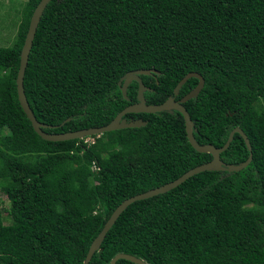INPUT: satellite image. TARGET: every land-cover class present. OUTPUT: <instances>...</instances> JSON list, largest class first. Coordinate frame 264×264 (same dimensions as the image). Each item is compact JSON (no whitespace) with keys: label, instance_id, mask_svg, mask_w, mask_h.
Wrapping results in <instances>:
<instances>
[{"label":"trees","instance_id":"16d2710c","mask_svg":"<svg viewBox=\"0 0 264 264\" xmlns=\"http://www.w3.org/2000/svg\"><path fill=\"white\" fill-rule=\"evenodd\" d=\"M40 0H27L10 47H0V264H82L89 246L124 200L209 162L189 144L176 111L127 114L147 124L63 142L43 140L16 91L20 52ZM141 76L148 105L204 86L183 106L198 144L249 165L202 172L176 188L129 205L88 264L127 254L146 264H264V0H50L37 26L24 93L46 133L103 127L136 103ZM67 119L69 121L65 122ZM65 122L62 126H60ZM6 131V132H5ZM2 200L0 198V207ZM116 264H134L118 260Z\"/></svg>","mask_w":264,"mask_h":264},{"label":"water","instance_id":"95a60500","mask_svg":"<svg viewBox=\"0 0 264 264\" xmlns=\"http://www.w3.org/2000/svg\"><path fill=\"white\" fill-rule=\"evenodd\" d=\"M49 2L50 0H40L31 15L28 30H27V33L24 39L21 52H20V62H19V68L17 71V76H16V91H17V98H18L19 104L22 110L24 111L25 115L27 116L28 120L30 121L33 127V130L43 140L51 141V142L81 140L87 137L99 136L106 132H112L116 130H123V129H129V128H140V127L145 126L147 122L143 121L142 119L127 121L124 118V116L127 114H142V113L143 114H155V113H160L164 111H168V112L176 111L180 113L184 119L186 138L190 146L196 152L207 153V154H210L212 157V159L209 162L190 169L189 171L181 175L176 180L166 183L155 189L132 196L124 200L120 205H118V207L113 211V213L111 214L109 219L106 221L101 231L98 233L96 238L92 241L91 245L89 246L86 257L82 263V264H88L93 254L100 249V245L104 237L106 236L107 232L114 225L115 221L118 219L120 214L129 205H131L132 203L136 201H141V200H145V199H148V198L160 195V194H164L176 188L177 186L185 182L187 179L193 177L194 175L202 173V172L221 171V172H226L230 174V173L238 172L246 168L252 160L251 153L248 159L239 165H226L220 159L221 153H223L224 151L228 149L230 143L233 140V136L235 133H238L239 135H241L249 151H251V146H250L247 136L239 128H234L229 133L225 144L220 148H216L210 144L200 145L197 143V141L195 140L193 136V122L188 112L183 106L189 100L195 99L204 86V79L202 78V76H200L198 73H195V72H190L186 74L177 83V85L175 86L173 90V95L176 97L179 94L181 87L191 78H195L198 80V83L194 87V89H192L188 94H186L185 96H183L181 99L177 101L173 97H169L165 102L159 105H148L146 103L144 93L145 91L148 90V88L144 85L141 79V76H151L154 74H158V72L155 70H135V71L127 72L118 81V86L120 87V90H121V93L124 99L128 100L126 96L127 88L132 82H136L138 85L137 95H136L137 102L125 107L122 111H120L115 116V118L109 124L103 127L89 128V129H83V130L67 132V133H46L44 132L42 129L50 128V126L39 123L34 117V114L29 107V104L27 102V99L24 93L23 79H24V73L26 70L27 63H28V58H29L30 50L32 48V43H33V40L36 34L38 23L40 21V18L43 14V11L46 5ZM69 120L70 119H67L65 122ZM65 122H63L60 126H62ZM118 260H126L134 264H146L143 260L138 259L131 255H127V254H117L111 259L109 264H116Z\"/></svg>","mask_w":264,"mask_h":264},{"label":"rangeland","instance_id":"374dc122","mask_svg":"<svg viewBox=\"0 0 264 264\" xmlns=\"http://www.w3.org/2000/svg\"><path fill=\"white\" fill-rule=\"evenodd\" d=\"M27 0H0V47H10L15 39L22 17V8ZM6 132V131H5ZM94 138L88 137L85 143H91ZM2 205L0 207L4 224H9L11 218L7 214L9 202L1 193Z\"/></svg>","mask_w":264,"mask_h":264},{"label":"clouds","instance_id":"9594fccd","mask_svg":"<svg viewBox=\"0 0 264 264\" xmlns=\"http://www.w3.org/2000/svg\"><path fill=\"white\" fill-rule=\"evenodd\" d=\"M88 138V137H87Z\"/></svg>","mask_w":264,"mask_h":264}]
</instances>
